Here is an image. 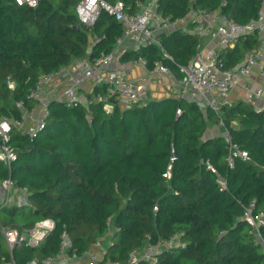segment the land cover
Returning <instances> with one entry per match:
<instances>
[{
    "label": "trees",
    "instance_id": "obj_1",
    "mask_svg": "<svg viewBox=\"0 0 264 264\" xmlns=\"http://www.w3.org/2000/svg\"><path fill=\"white\" fill-rule=\"evenodd\" d=\"M79 1L41 0L28 7L0 0V118L19 119L24 109H32L30 90L42 76L109 53L118 43L124 25L107 12L92 26L79 24ZM124 1L134 10L138 0ZM263 5L264 0H159L158 8L172 20L192 9H221L246 24ZM160 37L161 46L128 48L122 59L161 60L181 77L179 65L196 55L201 36L174 28ZM258 44L257 33L244 34L218 57L234 68ZM262 64L264 69V59ZM219 107L204 111L187 100L162 99L107 112L93 99L88 106L52 99L46 125L36 134L13 125L10 144L17 159L11 170L0 162V182L11 177L31 194L25 206L0 204V264L10 254L1 228L22 231L47 218L55 229L41 245L13 249L20 264L55 254L65 230L70 253L78 256L100 236H110L113 242L101 264L126 262L133 249L174 234L185 246L163 249L157 262L147 264H261L264 247L254 242L252 226L242 215L252 200L264 210V109L248 100ZM209 121H222L250 158L230 167L226 135L204 137ZM219 178L227 188L220 187ZM261 233L264 237V225Z\"/></svg>",
    "mask_w": 264,
    "mask_h": 264
},
{
    "label": "built area",
    "instance_id": "obj_2",
    "mask_svg": "<svg viewBox=\"0 0 264 264\" xmlns=\"http://www.w3.org/2000/svg\"><path fill=\"white\" fill-rule=\"evenodd\" d=\"M16 4L28 7H37L41 0H13ZM193 2L194 0H190ZM159 0H138L135 9L128 5L124 0L110 2L108 0H80L76 4V13L79 24L92 26L98 20L103 12L113 15L123 26V35L118 39V43L109 53L96 56L94 59H83L84 69L77 75L67 77L66 84L61 94H58V78L66 67L58 71L42 76L31 88L30 97L35 100V106L32 109H24L21 118L12 119L8 116L0 118V162L8 170H11L12 163L17 159V153L10 144L12 126H17L23 133L32 135L43 129L46 125V119L49 115V102L52 99L62 100L67 106H74L78 103H84L88 106L91 99L102 102L103 108L107 112L114 110L115 106L122 105L124 108L134 106H144L149 102V87L143 81L129 79L119 70L112 69L110 66L119 60L124 48H140L144 45L161 46V33L170 31L174 28L188 30L192 26V32L200 36L210 33L213 41L219 49L224 47H233L238 38L244 34L257 33L259 44L249 52L244 60L234 68H227L223 61L218 57V48L212 47L203 50L199 47L196 55L185 65H179L182 73L180 79L181 94L186 97H197L200 94L212 93L219 96L229 95L241 83L243 79L252 76L254 69L258 64L263 63L264 59V5L260 10L259 16L249 23L240 24L236 20L224 14L221 9L200 11L192 9L185 17L172 20L167 14H164L159 8ZM132 9V10H131ZM191 31V30H188ZM97 37L92 41L96 42ZM166 56L172 60L171 56ZM137 63L144 67L148 66V59L145 56H139L135 59ZM156 70L160 75L172 74L173 70L167 63L161 60L155 61ZM264 78V69H259ZM97 77L85 99L81 92V87L91 77ZM11 87L13 83L9 81ZM247 87V100L254 102L263 96V88L251 89ZM47 88L54 89L53 97L46 99L44 96ZM209 106L220 111L219 102L215 97L209 100ZM264 109V103L261 107ZM181 108L177 109V113ZM222 123V121H220ZM223 124V123H222ZM227 138V163L234 167L237 159L248 160L250 158L247 150L242 149L235 143L228 130ZM215 171V169L209 165ZM169 166L167 172L163 175L170 176ZM218 183L223 189L227 188V182L224 178H219ZM29 190L25 186L17 185L13 178L9 177L0 182V204L8 206H25L29 203ZM157 205L154 206L156 210ZM252 226L254 242L262 244L264 247V237L261 228L264 225V210H258L256 201H250L245 207L242 215ZM108 225L110 231L113 230L112 219L109 217ZM55 222L51 218L41 220L36 223L34 228L18 229L1 228L9 249V256L3 264H20L14 258L12 251L16 247L25 245L39 246L45 240L47 235L55 229ZM113 239L110 236H100L93 244L86 255V261L82 264H101L105 253L112 244ZM70 238L65 230L61 234L59 250L46 258L40 259L34 257L26 264H72L73 258H80L77 254H71ZM175 246H185L180 240L178 234H174L167 240L158 243L147 242L142 248H135L131 251L126 262L106 260L105 264H147L155 263L158 260V254L166 248ZM261 264H264V259Z\"/></svg>",
    "mask_w": 264,
    "mask_h": 264
},
{
    "label": "crops",
    "instance_id": "obj_3",
    "mask_svg": "<svg viewBox=\"0 0 264 264\" xmlns=\"http://www.w3.org/2000/svg\"><path fill=\"white\" fill-rule=\"evenodd\" d=\"M188 30L192 31V26H188ZM204 44V45H202ZM204 46V47H203ZM217 47L216 43L213 41L212 36L210 33H206L201 36V43L200 48L203 50H208L212 47ZM133 48L132 46L130 49ZM218 48V51L221 49ZM123 51L122 55L120 56L119 60L114 62L110 68L116 69L119 71H122L127 78L136 79L139 81H143L147 84L149 87V94H150V101H160L162 99H173V100H187L188 102H193L197 104L202 110L206 111L209 107V100L212 97H215L217 101L220 104H226V103H233L237 102L239 100H247V87L246 85L250 86L251 89H257V88H263V96L258 98L253 102L256 109H261L263 103H264V78L259 72V69L263 67V64L260 63L258 66L254 69V72L252 76L249 78L243 79L241 83L233 90L229 95L223 97L219 96L218 94H212V93H205L200 94L197 97L191 98L182 96L181 94V85H180V79L181 77H177L174 72L172 74H163L160 75L157 70L155 63H149L147 67L142 66L141 64L134 61L135 59H122V56L124 55L126 49ZM84 69L83 66V59H78L76 62H74L71 66L66 67V69L63 70L61 75L58 78V94H61L64 85L66 84L67 77L70 75H77L81 73ZM97 77H91L88 80L85 81L83 86L81 87L82 95L84 96V99L86 95L91 90L92 86L94 85ZM56 91L51 88H47L45 90L44 96L46 99H50L53 97V93ZM148 102V103H149ZM119 107L124 109L122 105L119 104ZM218 135H226V129L224 125L218 121L208 122L207 130L204 134V137H213ZM86 255L80 258H73L71 260L72 264H82L86 261Z\"/></svg>",
    "mask_w": 264,
    "mask_h": 264
},
{
    "label": "rangeland",
    "instance_id": "obj_4",
    "mask_svg": "<svg viewBox=\"0 0 264 264\" xmlns=\"http://www.w3.org/2000/svg\"><path fill=\"white\" fill-rule=\"evenodd\" d=\"M202 45H204V44H202ZM204 47V46H203ZM214 122V121H213Z\"/></svg>",
    "mask_w": 264,
    "mask_h": 264
},
{
    "label": "water",
    "instance_id": "obj_5",
    "mask_svg": "<svg viewBox=\"0 0 264 264\" xmlns=\"http://www.w3.org/2000/svg\"><path fill=\"white\" fill-rule=\"evenodd\" d=\"M261 1H263V0H261ZM79 26V25H78Z\"/></svg>",
    "mask_w": 264,
    "mask_h": 264
}]
</instances>
